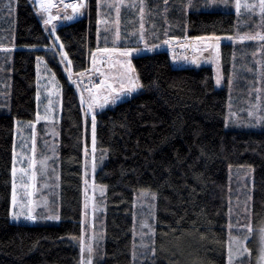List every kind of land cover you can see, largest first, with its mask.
Instances as JSON below:
<instances>
[{"label":"trees","instance_id":"trees-1","mask_svg":"<svg viewBox=\"0 0 264 264\" xmlns=\"http://www.w3.org/2000/svg\"><path fill=\"white\" fill-rule=\"evenodd\" d=\"M187 2L162 0L153 19L155 34L147 40L149 47H159L132 55L143 87L127 99L92 108L101 164L95 179L107 187L105 242L97 264H133L134 198L140 189L157 194L155 264H193L192 257L195 264H227L228 186L234 166L253 167V214L257 222L264 219V128L229 126V86L216 87L206 63L175 67L172 53L160 48L162 41L173 38L238 37L243 31L237 30L232 10L206 9L203 0H193L195 7L189 8ZM97 3L87 0L84 15L63 20L53 34L30 0H16L15 36L3 39L6 34H1L0 46L14 48L8 64L13 71L10 111L0 113V264L83 263L92 115L70 76L85 72L100 46ZM1 8L2 2L0 27L12 33L14 26L8 28V15ZM59 53H67L68 69ZM239 53L233 43L222 44L226 77ZM41 60L61 85L60 188L55 200L59 219L27 223L12 216L15 133L18 121L37 118ZM240 75L235 88L247 93L248 81L255 77Z\"/></svg>","mask_w":264,"mask_h":264},{"label":"rangeland","instance_id":"rangeland-1","mask_svg":"<svg viewBox=\"0 0 264 264\" xmlns=\"http://www.w3.org/2000/svg\"><path fill=\"white\" fill-rule=\"evenodd\" d=\"M35 11L39 13L42 23L45 29L49 33H55L52 31L53 25L55 30L59 24L65 19V15H72V9L67 8L68 4L78 3L80 0L70 2L69 0H51L54 7L49 9L48 13L40 11V0H30ZM98 1V0H97ZM162 0H146L147 7L145 9L144 29L145 40L148 44V38L155 34L153 29V19L158 13L159 4ZM169 0H167L168 2ZM3 3L6 14L8 15V28L12 24L14 27L12 33L11 30H5L0 27V40L1 34L4 32L5 38L15 36L16 29V0H0ZM48 0H45L47 3ZM204 7L206 9H219V10H232L236 16L237 30H242L243 34L254 35L259 32L264 35V23L260 22L259 14L251 15L246 12L242 6L240 12L235 10V0H229V7H224L222 4L206 5V0H203ZM245 2L252 3L254 0H241L243 5ZM10 5V7H9ZM49 16L53 17L51 22L45 24L44 21L49 19ZM78 16L75 15L74 18ZM99 16V48H144L143 42L134 43L135 37L126 39L130 33L134 30L138 31L140 26V19L138 10L133 8H121L119 23L116 24V14L114 9H106L103 6L98 8ZM104 21H107L105 24ZM105 28L109 31L106 33ZM119 30L120 39H115V32ZM108 36V40H104V36ZM199 36H184L180 38L181 41L172 43L168 40V44H164L162 47H166L168 50H174L175 46L185 45L182 47L191 52L189 57L191 63L198 64V62L206 63L210 65L214 73V84L218 88H222L225 85L229 86L230 97L227 105V118L229 126L254 129L264 128V121L258 120L257 116H264V41L259 40H239L233 37L229 40L228 37H220L219 40V59L215 57V52L209 47L214 42L213 39H205L198 41L195 38ZM213 38V37H206ZM233 43L236 48L240 50L238 57L233 62L232 72L229 77H226L223 70V61L221 54V47L223 43ZM10 44V43H7ZM135 44V45H134ZM54 45H52L53 47ZM177 47V46H176ZM12 45L0 46V113L9 112L11 105V93H12V67L8 64H12L13 52ZM56 49V46L54 47ZM144 52V51H143ZM95 65L86 70V73L93 74L98 72L97 76L93 75L92 85L87 84L81 78L76 76H70L71 82L78 90L79 98L86 110L92 113V108L99 106V103L95 104L91 109L88 107L90 92L99 93L101 97L107 94V85L104 84L105 76L108 77V84L112 87L119 86L121 80V73L124 71L122 65L125 59L131 61L132 56L128 58L121 57L118 53H101L97 49L94 51ZM93 54V55H94ZM136 54V53H133ZM132 54V55H133ZM237 56V54L235 55ZM109 57L112 61V67L109 66ZM59 59L65 69H68V61L59 53ZM134 68V67H133ZM235 71V72H234ZM240 72L253 75L255 79H249L247 93L243 91H237L235 83L243 78ZM236 73V74H234ZM38 113L37 118L33 122H17V131L15 133V147L13 168L16 169L15 176H13L16 204L12 203V216L15 212L19 215V219H15L21 222L33 223L37 220L48 219L47 217L58 216L56 199L59 198L60 188V170H59V148L61 138L60 128V104H61V85L58 82L55 75L44 60H41L38 65ZM133 79L139 78L134 73H129ZM220 78V83L217 84V78ZM82 80V82H80ZM126 82V81H125ZM140 83V81H139ZM87 84V86H86ZM100 85L98 88L97 86ZM140 89V88H139ZM138 89V90H139ZM137 90V91H138ZM122 96L120 100L127 99L131 95ZM242 94V95H240ZM243 94L246 96L243 97ZM118 100V101H120ZM116 101V102H118ZM103 102L102 100L100 101ZM111 104V98L109 102L104 105L103 108ZM249 111L253 115H249ZM101 164L97 159L96 152L92 149L87 151V162L85 168V201H84V213H83V258L81 264H88L89 258H91V264H97V258L103 256V247L105 242V212H106V194L107 187L104 184L96 182L95 176L97 169ZM23 170V171H21ZM33 173L35 178L33 179ZM253 185L254 174L253 167L251 165L234 166L230 171V182L228 186V204H229V223H236L239 217L240 221L247 222L244 208L247 205L251 210V224L252 233L244 241V246L248 249V252H244L242 255H238V248L233 244V264H264L260 260L261 249L264 247L260 233L258 229L264 226V219L254 218L253 214ZM156 202L157 194L152 189H140L135 193L134 198V240H133V253L135 252V258L133 256V264H155L150 248L155 247L156 236ZM31 210L32 215L37 217L36 220L26 219V215ZM55 220V219H51ZM227 225V244L229 241V228ZM232 236H239L243 239L246 233L238 232L235 228L231 229ZM154 240V244H153ZM149 245V249H145L142 245ZM92 246L94 251L90 254L88 252V246ZM189 255V254H187ZM191 255H196L195 251ZM186 253L183 252L181 262L184 263ZM228 259V248H227ZM196 258L192 257L189 263H197ZM180 262V263H181Z\"/></svg>","mask_w":264,"mask_h":264},{"label":"snow or ice","instance_id":"snow-or-ice-1","mask_svg":"<svg viewBox=\"0 0 264 264\" xmlns=\"http://www.w3.org/2000/svg\"><path fill=\"white\" fill-rule=\"evenodd\" d=\"M165 4H167V0H164ZM208 4H212V5H218V4H222L224 7H229V0H206V5ZM101 6H103L106 9H114L115 14H116V20L115 23L118 24L119 23V16H120V12H121V8H129V9H137L138 10V14H139V19L141 21L140 26H139V30L138 31H133L132 33H130L127 37H125L126 39H131L132 37H135L134 43H141L143 42L145 44L144 48H133V47H124V48H118V47H114V48H97L98 52L101 53H118L121 57L124 58H128L131 57L133 53H137L140 54L141 52L148 50L151 51L157 47H159L156 44L151 45V47L148 46L146 40H145V29H144V18H145V9L147 7V3L146 0H98L97 3V8H100ZM244 7V9L246 10V12H248L251 15H256L257 13L259 14V18H260V22L264 23V0H254V2L252 3H248L245 2L243 5L241 4V0H235V10L237 13L240 12L241 7ZM10 7V5H9ZM51 7H54V5L51 3V0H48L47 3H45V0H40V11L44 12V13H48L49 9ZM185 7H195L193 0H188L187 4L185 5ZM67 8H71L72 9V15H65V19L67 20H72L74 18L75 15H82L83 12L81 11V9H87L88 8V4H87V0H80V2L78 3H71L67 5ZM165 11H167V8L165 9ZM51 19H53V17L49 16V19H46L44 21L45 24H48L51 22ZM104 23L106 24L107 21H104ZM52 31H55V25H53ZM109 31L108 28H105V32L107 33ZM99 32V29H98ZM239 40H259V41H264V35H261L259 32H257L254 35H249V34H244L242 36H238L236 37ZM56 39L58 40L59 37H56ZM115 39L119 40L120 39V35H119V30L117 29L115 32ZM198 41L201 40H205V39H213L214 42L211 43L209 45L210 48L213 49V51L215 52V57L218 60L219 59V40L220 37H213V38H206V37H196L195 38ZM229 40H232L233 37H228ZM104 40L107 41L108 40V36L105 35L104 36ZM162 43L164 44H168L169 41L165 40L162 41ZM55 47V45L53 46ZM62 47V45H61ZM181 47H185V45H181ZM262 47H264V45H262ZM62 56H67V53H62ZM176 57L175 55H173V60H175ZM186 59V58H185ZM96 61L95 58H93V65H95ZM109 66L112 67V61L111 58L109 57ZM124 71L121 73V80L119 82V86L117 87H112L110 84H108V77L105 76L104 79V84L107 85L106 88V92L107 94L104 95L103 97H101L99 95V93H93L91 89H89L90 92V99H89V103H88V107L91 109L95 104L99 103V106L101 108L104 107V105L106 103L109 102V98H111V103H115L116 101L120 100L122 96L125 95H130L131 93L137 91L139 88L143 87V85H141L138 81V79H133V77L131 75H129V73H134L135 69L132 67L131 65V61L128 59H125L123 65H122ZM126 81V82H125ZM216 83L219 84L220 83V78L218 77L216 80ZM98 88L100 87V85L97 86ZM103 101L102 103L100 101ZM249 115H253V113L251 111H249ZM258 120H262L264 121V116H257ZM91 138H92V150L93 152H95L96 148V115L95 113L92 114L91 116ZM23 171V170H21ZM15 172L16 169L13 168V176H15ZM35 178V174L33 173V179ZM15 187V186H14ZM12 202L13 205L16 204V196H15V190L13 191V198H12ZM244 213L246 214V219L247 222H241L239 217L236 220V223H229L228 228H229V241L227 244V248H228V259H227V264H233V244H235L238 248V255H242L244 252H248V249L244 246V241L247 240L248 236L251 235L253 229H252V224H251V210L250 208L247 207V205L244 208ZM13 218L14 219H19V215H17L15 212L13 213ZM48 219H59V216H52V217H47ZM26 219L29 220H36L37 217L35 215H32L31 210H29L28 214L26 215ZM235 228L238 232L241 233H246L247 235H245L243 237V239L239 236H232L231 234V229ZM259 233H260V237L262 242H264V226H261L258 229ZM153 244H154V240H153ZM142 247H144L145 249H149V245L144 244L142 245ZM94 251V249L92 248V246H88V252L91 254ZM150 251L152 253V255H155V247H151ZM133 256L135 258V252L133 253ZM260 260L262 262H264V247H262L261 249V256H260ZM88 264H91V258H89L88 260Z\"/></svg>","mask_w":264,"mask_h":264},{"label":"built area","instance_id":"built-area-1","mask_svg":"<svg viewBox=\"0 0 264 264\" xmlns=\"http://www.w3.org/2000/svg\"><path fill=\"white\" fill-rule=\"evenodd\" d=\"M174 55L176 57V59L174 60V66H179V65H184V64H192L189 57L191 55V52L190 51H187L186 49H183L182 47L180 46H177L176 49L174 50ZM186 58V59H185ZM96 75L98 74L97 71H95L93 73V75ZM99 78V76H97V79ZM97 79H92L91 82H88L89 85H92L93 82H96L95 80Z\"/></svg>","mask_w":264,"mask_h":264},{"label":"water","instance_id":"water-1","mask_svg":"<svg viewBox=\"0 0 264 264\" xmlns=\"http://www.w3.org/2000/svg\"><path fill=\"white\" fill-rule=\"evenodd\" d=\"M81 11L83 12V14H82L81 16H83L84 13H85V12H84V9H81ZM172 41H173V42H176V41H177V38H173Z\"/></svg>","mask_w":264,"mask_h":264},{"label":"crops","instance_id":"crops-1","mask_svg":"<svg viewBox=\"0 0 264 264\" xmlns=\"http://www.w3.org/2000/svg\"><path fill=\"white\" fill-rule=\"evenodd\" d=\"M37 74H38V72H37Z\"/></svg>","mask_w":264,"mask_h":264}]
</instances>
